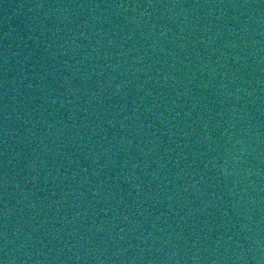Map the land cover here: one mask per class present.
<instances>
[{"label": "water", "instance_id": "95a60500", "mask_svg": "<svg viewBox=\"0 0 264 264\" xmlns=\"http://www.w3.org/2000/svg\"><path fill=\"white\" fill-rule=\"evenodd\" d=\"M0 264H264V0H0Z\"/></svg>", "mask_w": 264, "mask_h": 264}]
</instances>
